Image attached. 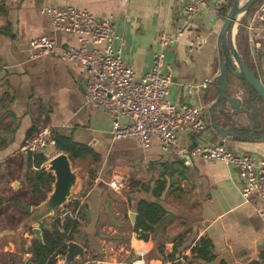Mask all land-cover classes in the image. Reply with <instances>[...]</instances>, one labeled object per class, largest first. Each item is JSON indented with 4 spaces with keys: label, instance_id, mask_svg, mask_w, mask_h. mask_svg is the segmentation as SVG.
<instances>
[{
    "label": "crops",
    "instance_id": "obj_1",
    "mask_svg": "<svg viewBox=\"0 0 264 264\" xmlns=\"http://www.w3.org/2000/svg\"><path fill=\"white\" fill-rule=\"evenodd\" d=\"M49 5H74L99 18L112 17L123 43L124 58L132 66L136 81L151 68L154 54L160 49L161 32L173 35L177 27L171 0H0V205L27 212L19 220L21 227L25 217L31 215L29 209L41 205L52 191L53 180L40 181L37 177L46 162L38 168L34 157L21 150L30 135L49 125L54 134L87 145L100 156L97 162L75 160L79 162L78 167L84 169L73 189V202H79L88 214L82 211L80 226L74 232V241L84 246L85 257H76L71 264H131L137 259L136 251L123 247L126 259L117 260L116 257L122 255L110 246L112 239L125 234L131 238L133 250H139L134 245L137 240L140 247L149 250L148 255L154 253L150 264H168L179 258L186 264L198 262L192 260L195 257L192 249L202 238L210 239L214 246L216 259L209 264H251L254 261L264 264V219L258 214L261 199L253 195L249 203L244 201L237 167L175 150L164 153L157 137H153L149 149H144L135 139L116 140L110 117L85 105L87 77L80 66L59 56H33L29 42L41 36L54 38L59 49L78 45L77 36L54 30L49 17L41 12ZM216 19L218 15L214 13L199 19L167 50V61L174 66L169 98L175 102L196 101L208 112L204 132L180 133V139L194 145L225 141L233 151L257 153L264 158V141L223 138L211 128L209 107L218 96L213 83L206 91L193 96L183 86L204 78L213 81L220 72L219 67L212 77L202 76L201 63L193 54L200 53L206 41L202 42L204 37L195 41L194 27L204 23L212 26ZM247 25L252 31L251 62L264 84V0ZM196 42L202 44L196 48ZM231 79L230 75V90ZM240 91L232 95L244 98L246 90ZM214 115L219 125L243 133L242 136L252 130V122L244 113L234 115L231 121L221 118L216 108ZM44 154L50 158L48 152ZM149 170L157 177L153 178L154 173ZM139 171L151 174L149 182H152L145 183L138 177ZM111 180L118 181L122 189H112ZM36 185H40V189L34 190ZM160 185L163 191H158ZM142 199L155 201L167 211L155 225V232H150L148 241L135 232L132 220L129 230L122 231L117 225L122 216L126 218V213L130 218L136 211L138 217L136 206ZM52 221V216L44 218L41 227L51 228ZM66 222L64 219L63 223ZM4 231L1 230L0 235L11 234ZM25 235L26 244L21 250L11 241L4 248L12 253L15 261L0 264H21L20 259L32 261L33 238L29 231ZM159 253L164 254L165 260ZM139 261L141 264L142 260ZM61 262L59 255L58 264Z\"/></svg>",
    "mask_w": 264,
    "mask_h": 264
},
{
    "label": "built area",
    "instance_id": "obj_2",
    "mask_svg": "<svg viewBox=\"0 0 264 264\" xmlns=\"http://www.w3.org/2000/svg\"><path fill=\"white\" fill-rule=\"evenodd\" d=\"M176 14V32L171 35L162 31L159 50L154 54L151 68L138 80L131 65L124 58V47L116 31L112 17L99 18L87 9L74 5H49L41 12L49 17L55 31L77 36L78 45L59 49L54 38L41 36L30 40L29 47L35 58L45 55L59 56L77 63L87 77L85 105L103 111L112 120L116 140H137L144 149L151 148L153 137L160 141L164 153L173 150L207 161H221L237 167L241 195L246 203L253 195L261 199L258 214L264 219V158L257 153L236 152L225 141L219 143L192 144L182 142L180 133L193 135L206 130L202 106L172 101L169 98L174 66L167 61V50L178 43L184 32L209 13L216 16L233 0H171ZM177 3V6H176ZM212 79L183 84L189 95L206 91ZM56 146L52 128L44 125L30 135L21 150L30 156L46 153ZM109 186L118 191L121 184L111 180ZM81 209L74 211L76 220H82ZM139 256L131 264H146L147 249H136ZM29 256V254H26ZM186 264L182 258L168 264ZM167 264V263H166ZM190 264H202L194 262Z\"/></svg>",
    "mask_w": 264,
    "mask_h": 264
},
{
    "label": "water",
    "instance_id": "obj_3",
    "mask_svg": "<svg viewBox=\"0 0 264 264\" xmlns=\"http://www.w3.org/2000/svg\"><path fill=\"white\" fill-rule=\"evenodd\" d=\"M257 1L247 0L240 6L239 1L236 0L229 9L218 34L217 48L220 72L212 81L218 91V96L216 101L209 107V111L211 128L223 138H233L243 141H264V114H262L260 105L256 103L257 100L264 102V84L250 69L243 55L237 50L232 35L238 15L247 13ZM230 75L245 81L247 83L246 92L248 93V89L252 88L259 97L252 101L249 94L244 96V98L229 94ZM215 108L219 116L227 121H231L234 115L244 113L252 122V130L247 135L241 136L231 128L219 125L215 121ZM259 132L261 135H258ZM47 152L50 158L46 161V165L42 167V170L54 176L53 189L41 205L32 208L29 207L31 215L21 224L22 227L32 228L35 237L38 239H43L41 220L44 218L52 216V222L61 230L64 229V219L67 221L75 220V214L68 209V204L73 202V189L78 180L79 168H74L69 154L58 152L56 146H50ZM83 213L88 214L86 210ZM130 217L135 223L137 220V212L133 211ZM150 235L151 233L149 231L142 230L139 233V237L146 241L149 240ZM76 257L84 259V246L75 241H70L66 254L61 255L62 262L59 264H71ZM24 264L35 263L31 260H25Z\"/></svg>",
    "mask_w": 264,
    "mask_h": 264
},
{
    "label": "rangeland",
    "instance_id": "obj_4",
    "mask_svg": "<svg viewBox=\"0 0 264 264\" xmlns=\"http://www.w3.org/2000/svg\"><path fill=\"white\" fill-rule=\"evenodd\" d=\"M238 1H239L240 6H242L247 0H238ZM262 3H263V0L258 1L257 3H255L251 7V9L247 13L240 14L237 17L236 24H235L232 35H233L234 44L236 45L237 50L242 55H243V50H244V46H245V41L248 40L250 42V33L252 32L248 28L247 23H248L249 19H251L252 17L255 16L257 10L259 8H261ZM230 5H228L224 9L220 10V12L218 14V19H216L217 22L213 23L212 26H209V24L206 25L204 23V24L198 26V28L194 27L195 29H193L195 41H197V40L200 41L203 37L204 38L202 39V42L204 40H206L202 46V49L200 50V53H198V52L193 53L195 59H197L198 62L201 63V66L199 67L200 68L199 71L202 73V76L208 75V76L212 77L214 75V73L219 70L220 64H219V54H218V48H217L218 34H219L220 29H221L222 23H223L226 15H227L229 9H230ZM176 6H177V3H176ZM252 37H254V35H252ZM197 44L198 43L196 42V44H195L196 48H198L202 43L200 45H197ZM179 64H181V63H179ZM231 77H232V79H231L232 83L231 84L233 87H231L232 89L229 91V94H233V92H241L240 90L244 91V89L246 90L244 82L239 81L240 79L237 80L238 78L233 76V75H231ZM245 94H246V92H245ZM256 103H257V105H260V107L262 109V114H264V102L262 100H257ZM202 116L205 119V121L207 122L208 121V112H207V109L205 107H202ZM263 118H264V115H263ZM215 121L219 124V120L217 117H215ZM209 122H210V119H209ZM229 145H228V147H229ZM72 163H73L74 168H79V171H78V175H79L80 172L82 171V169H84V168L82 166H81V168L78 167L79 162L72 161ZM89 169L93 170L95 168H89ZM149 172H153V171L149 170ZM138 177L145 180L146 181L145 183H151L152 182V181L149 182V180L151 178V174L148 175L146 173V171H144L143 173H141V171H139ZM155 177H157V175H155V173H154L153 178H155ZM130 178H133V179H131V181L135 180L134 177H132V175H130ZM119 209L121 210V215H122L123 214V208L120 207ZM26 213H27L26 211H24L23 209L18 208V207H10V206L5 207V206H3V204L0 205V231L1 230L11 231L10 232L11 234L3 235V233H2V235H0V250L2 251V252H0V262L11 263V262L15 261L12 253H9V252H7V250L6 251L4 250V248L7 245H9L10 241L15 244L16 249L21 250L22 248H24V246L26 244V237H27V235H25V234L28 231H32V228L22 227V225L20 227L19 220L21 218H23ZM26 218L27 217H25V219ZM130 218H129V215L126 213V218L122 216L121 220L117 222L118 227L122 231L129 230L128 225L131 223V220H132ZM6 231H4V232H6ZM130 240H131V238L129 237L128 234L117 235L116 238L112 239V243H110V246H112V249L115 252L119 251L120 254L122 255V257L121 256L116 257L117 260H118V258H119V260H125L126 259L125 251L121 250V248H123V247L129 248L132 251H136V249L133 250V248L130 244ZM138 244H139V241L135 240L134 245L139 250H140V248L145 247V246L140 247V245H138ZM135 255L138 259L139 256L136 253H135ZM153 255H154V253H152L150 255L147 254L145 256L146 264H150L149 260H150V257Z\"/></svg>",
    "mask_w": 264,
    "mask_h": 264
},
{
    "label": "trees",
    "instance_id": "obj_5",
    "mask_svg": "<svg viewBox=\"0 0 264 264\" xmlns=\"http://www.w3.org/2000/svg\"><path fill=\"white\" fill-rule=\"evenodd\" d=\"M234 1L235 0L232 1L230 8L233 5ZM243 58L250 67V69L258 77L257 73L254 70V65L251 62L252 57L249 49L248 40L245 41ZM243 82L246 88L247 83L245 81ZM248 94L251 97L252 101L256 100L259 97L258 94L252 88L248 89ZM233 127L237 129L236 126ZM241 134L243 135V133ZM54 137L56 140L57 151L65 152L69 154L72 161H75L77 159H81V160L91 159L94 162H97L100 160L99 154H97L89 146L80 144L74 141L72 138L58 133L54 134ZM47 160L48 157L44 153L34 156V164L38 168H41V166ZM37 177L38 179H40V181H43V179L45 178L51 179L53 180V182L55 180L52 174L47 173L42 169H40L37 172ZM37 189H40V185H36L34 187V190ZM163 189H164L163 185H160L158 191H163ZM68 207L72 208L73 212L76 211L77 208H80L82 209L80 213H82L84 208L83 206L80 207L79 202H71L68 204ZM136 208L138 210V217L135 222V232L137 233H140V231L142 230L155 232V225L158 224L161 221V219L167 214L165 208L159 203H156L155 201H147L142 199L139 202V204L136 206ZM79 226H80V221L78 220L67 221L66 224H64V229L61 230L56 224L52 223L51 228L46 226H44L43 228L41 227L43 239H38L36 237H33L34 236L33 231H29V234L32 235L33 238L31 245V249L33 253L32 262H34L35 264H58V256L66 254L68 243L70 241H74L75 239L74 232L78 231ZM213 247L214 246L210 239L202 238L198 243V245H196L192 249L193 253L195 254V257L192 258V260L193 261L196 260L198 262H201L202 264H209L213 262L216 259V254L213 251ZM160 256L163 260H165L166 257H164V254H161ZM170 257H172V255ZM24 262L25 261L23 259H20L21 264H23ZM251 264H261V263L254 261Z\"/></svg>",
    "mask_w": 264,
    "mask_h": 264
},
{
    "label": "flooded vegetation",
    "instance_id": "obj_6",
    "mask_svg": "<svg viewBox=\"0 0 264 264\" xmlns=\"http://www.w3.org/2000/svg\"><path fill=\"white\" fill-rule=\"evenodd\" d=\"M246 95H248V93L246 92ZM257 112H259V111H257Z\"/></svg>",
    "mask_w": 264,
    "mask_h": 264
}]
</instances>
